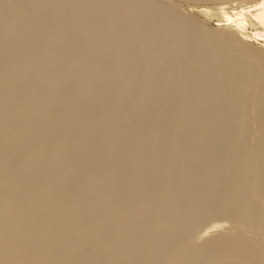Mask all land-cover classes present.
<instances>
[{"label":"bare ground","instance_id":"1","mask_svg":"<svg viewBox=\"0 0 264 264\" xmlns=\"http://www.w3.org/2000/svg\"><path fill=\"white\" fill-rule=\"evenodd\" d=\"M180 1L0 0V264H264V52Z\"/></svg>","mask_w":264,"mask_h":264},{"label":"rangeland","instance_id":"2","mask_svg":"<svg viewBox=\"0 0 264 264\" xmlns=\"http://www.w3.org/2000/svg\"><path fill=\"white\" fill-rule=\"evenodd\" d=\"M157 1L165 3L171 0H165V1L157 0ZM203 1L202 2L200 1V3L193 2V1L192 3L191 1H184V2L180 1L178 3L181 6L183 5L182 8L184 7L183 8L184 12L185 13L188 12V14L193 19H195V21H197L198 24H201V26H205L207 29H212V30L219 29V28L220 29L222 28L225 30L229 28V30L235 32L236 37L238 39L244 40L245 42L247 41L246 44L249 43L248 46L246 45L248 48L251 47L250 49L254 50L255 52H262V50L264 52V49H263L264 48V38L255 37V35L254 36L252 35L258 31H262L258 26L254 25V23L251 22L250 20L246 21L247 24H245L246 26L244 25V30H241L239 27L237 28L236 26L226 25L224 18H223V14L220 11L221 7H226V11L229 14H232L236 11H240V9L245 6L251 5L250 0H244V1H241V0H228V1L227 0L226 1L225 0L223 1L222 0H210V1L208 0V1H205L203 0ZM204 10L207 11L208 13H206ZM239 32L242 33L243 35L239 34ZM246 37H248V39H246Z\"/></svg>","mask_w":264,"mask_h":264}]
</instances>
